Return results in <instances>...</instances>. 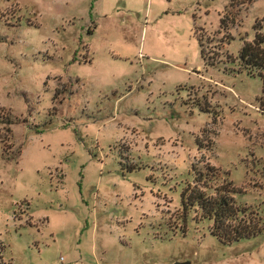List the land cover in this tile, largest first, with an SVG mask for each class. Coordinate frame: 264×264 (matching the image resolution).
<instances>
[{
  "label": "rangeland",
  "instance_id": "1",
  "mask_svg": "<svg viewBox=\"0 0 264 264\" xmlns=\"http://www.w3.org/2000/svg\"><path fill=\"white\" fill-rule=\"evenodd\" d=\"M255 24L264 0H0V264H264V228L223 244L181 202L211 165L264 220Z\"/></svg>",
  "mask_w": 264,
  "mask_h": 264
},
{
  "label": "trees",
  "instance_id": "2",
  "mask_svg": "<svg viewBox=\"0 0 264 264\" xmlns=\"http://www.w3.org/2000/svg\"><path fill=\"white\" fill-rule=\"evenodd\" d=\"M254 38L251 42H245L238 53V58L248 74L257 73L264 89V35L260 27L255 24L253 27ZM201 57L204 53L201 49ZM6 124H10L8 118ZM9 131V130H7ZM19 150L13 158H18ZM205 176L199 174L195 178L192 188L184 190L181 194V202L184 207L197 205L201 210V216L212 221L209 228L211 235L216 237L223 244H229L241 239L258 235L264 228V220L247 207L237 205L233 198L236 193L231 181L213 189L212 195H207L204 190L196 185L207 179L206 175L216 173L214 166H206Z\"/></svg>",
  "mask_w": 264,
  "mask_h": 264
},
{
  "label": "water",
  "instance_id": "3",
  "mask_svg": "<svg viewBox=\"0 0 264 264\" xmlns=\"http://www.w3.org/2000/svg\"><path fill=\"white\" fill-rule=\"evenodd\" d=\"M175 264H189L188 262H183V263H175Z\"/></svg>",
  "mask_w": 264,
  "mask_h": 264
}]
</instances>
